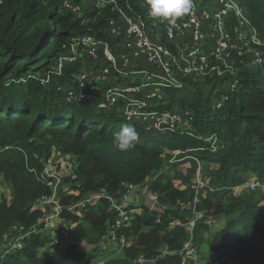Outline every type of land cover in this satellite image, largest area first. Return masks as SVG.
<instances>
[{
  "label": "trees",
  "instance_id": "16d2710c",
  "mask_svg": "<svg viewBox=\"0 0 264 264\" xmlns=\"http://www.w3.org/2000/svg\"><path fill=\"white\" fill-rule=\"evenodd\" d=\"M44 1L3 0L0 5V175L12 189V199L0 201V247L6 243L8 235L18 232H14V228L22 226L24 231H31L39 223L44 212L35 208L36 202L51 197L53 193L29 171L35 169L40 174L44 169L42 162L38 161L43 152L39 154L40 158L31 156L39 149L43 150V145H36L38 139L48 142V138H53L48 149H66L76 158L73 171L77 184L68 192L61 191L58 198L64 208L60 218L80 224L69 230V241L59 237L64 241L60 245H51L55 238L45 233L44 225H40L39 233L26 240L22 253L9 255L2 264H90L98 253H87L74 243L82 242L89 234L100 235V238L107 235L113 229L117 214L105 200L95 207L78 209L83 212L82 217L74 216L67 211L68 207L77 204L84 196L102 190L119 198L127 189L120 192L124 184H141L149 176L154 178L152 187H149L159 196L160 205L166 207V214L158 224L157 215L143 205L145 212L134 217L130 228L121 230L119 235L133 242L124 250V260H127L124 264H136L139 253L147 259L158 258L166 249L164 247L171 249L181 242L183 246L188 234L179 226L171 228L170 222L171 219L185 222L191 216L190 206L195 198L192 180L196 172L193 168L187 175L180 171L171 177L158 173L164 166L163 156L167 152L188 149L189 140L200 144L188 136L177 141L178 135L152 137L141 131L137 132L134 147L125 152L112 148L113 139L90 141L96 134L103 139L105 136L114 137L124 122L111 118V123L107 117L83 107H64L53 96L52 89L45 98L48 88L43 87L36 76L24 78L23 75L30 70L29 61L40 57L53 43L61 47L85 29L99 32L105 20L82 26L71 15L59 13V0ZM240 1L245 16L264 38V0ZM132 2L137 11H146V7L140 8L141 0ZM231 23L235 24V21L229 20L228 26ZM99 36L105 37L102 33ZM243 61L244 64H237L242 87L219 111H215L214 104L224 93L222 86L230 78L212 79L210 87L194 84L198 80L188 78L182 90L168 93L169 108L178 106L190 110L196 118L202 112L194 127L207 128L224 143L216 153L197 155L202 163L217 165L213 170L206 167L204 178L209 179L212 188L218 189L215 193H207L197 205L207 217L226 215V225L213 235L204 222L194 233L199 245H206L217 253L220 264H264V207L253 208L251 196L238 198L231 191L245 182L244 174L248 172L264 181V65L254 68L246 65L247 59ZM66 68L65 75L58 76V79L70 82L77 69L74 66ZM46 71L53 76L57 72L49 65ZM16 82L21 84L16 85ZM197 99L203 100L204 104L198 105L200 101ZM80 109L86 111V115L82 116ZM49 131L52 133L48 134ZM17 145L19 149L14 148ZM240 172L243 178L237 176ZM221 188L231 189L220 191ZM49 210L50 207H46V213ZM99 216L101 220L98 222ZM87 223L90 228H86ZM205 232L210 238L203 241ZM142 247L144 250H140ZM46 249L49 252H40ZM156 264H180V259L165 256Z\"/></svg>",
  "mask_w": 264,
  "mask_h": 264
},
{
  "label": "built area",
  "instance_id": "2783aa9c",
  "mask_svg": "<svg viewBox=\"0 0 264 264\" xmlns=\"http://www.w3.org/2000/svg\"><path fill=\"white\" fill-rule=\"evenodd\" d=\"M2 3L3 0H0V5ZM59 12L71 15L82 26L105 20L99 32L85 29L61 45L54 66L57 79L65 75L66 66H74L77 70L72 74V81L66 85H62L65 82L62 79L55 81L59 87L58 93L64 99L60 100V105L86 108L104 117L127 122L149 135L192 136L191 132L196 130L193 115L181 112L175 106L169 108L171 102L168 93L182 90L186 79L192 77L199 80L196 78L198 74L209 80L230 78L222 86L224 93L215 101L214 109L219 111L242 87L237 64H244L243 59H247V66L261 68L264 65V38L245 16L240 0H192V9L174 21H156L149 15L148 6L146 11L139 12L132 0H59ZM229 20L235 21V24L228 26ZM99 33L105 37H100ZM182 35L185 52L174 45ZM199 62L204 65L200 66ZM136 63H139L138 66L132 69ZM143 63L148 68H144ZM42 82L44 85H41L46 87L50 77ZM213 151L216 152L217 148ZM73 161L74 156L67 154L59 157L56 164L49 162L40 174L30 169L37 180L51 188L53 193L50 199L38 200L44 215L31 231H24L25 228L20 226L14 228L18 235L6 237L11 240L1 244L0 264L9 255L20 254L26 240L39 233L40 225H44L45 233L54 231L53 223L64 211L57 198L61 191L68 192L64 178L68 176V170H72ZM193 188L196 196L190 206L191 217L185 222L175 219L170 222L171 228L179 226L184 229L188 234L187 239L182 248L164 249L158 258L177 257L180 264H220L215 251L200 257L194 239L189 240L194 237L199 224L207 219L206 212L197 205L199 192L203 191L205 196L218 189L201 181L200 176ZM128 189L134 195L146 194L149 203L145 207L157 215L160 224L166 208L160 205L159 196L142 185L130 184ZM223 189L231 188H221L220 191ZM232 191L234 197L241 194L235 188ZM246 191L264 194V183L248 181ZM114 198L102 190L71 206L81 209L106 200L110 209L117 214L113 229L101 238L97 249L130 248L132 240L119 233L124 228H130L134 217L145 212L142 205L127 206L129 196L121 201ZM46 207H50L47 213ZM70 229L67 224L57 230L55 242L51 245L62 244L64 241L59 239L60 236L69 241ZM150 263H153L151 258L145 262L141 258L136 259V264Z\"/></svg>",
  "mask_w": 264,
  "mask_h": 264
},
{
  "label": "rangeland",
  "instance_id": "374dc122",
  "mask_svg": "<svg viewBox=\"0 0 264 264\" xmlns=\"http://www.w3.org/2000/svg\"><path fill=\"white\" fill-rule=\"evenodd\" d=\"M36 1H44V0H36ZM51 1L52 0H45L44 2L46 3V2H51ZM40 3H42V2H40ZM146 6H147V0H141L140 8H145ZM75 20L76 19H74V21ZM155 20L158 21L159 19L155 18ZM110 41L113 43V40L111 38H110ZM183 41H184V35L180 36L179 39H178V42L175 43L174 45L178 46L179 48L182 49L183 52H185L184 48H182ZM165 45H166V43H165ZM62 50H64L63 47H62ZM60 51H61V47H58V46H56L53 43L46 51H44L40 55V57H34L33 60L29 61L30 62V70L28 72H26L23 75V77L27 78L28 76L32 77L31 75H34V76L37 77V81H40L41 82L40 84H42V85H44L42 80H44V79L48 80V78L50 77V83L49 84L46 83V86H47L48 90L45 93V96H46L45 98H48V96L50 94V90L49 89H52L53 90V96L55 98L57 97L58 100L63 101L64 99L58 93L59 87H57L56 82H55V80L57 78V75L55 74L53 76V75H51V73L49 71H46V67H48V65H49V67L50 66L51 67L55 66V64L57 63V58L59 57ZM138 64L139 63H136L134 66H132V69L136 68L138 66ZM199 65L203 66L204 64H203V62H199ZM143 67L144 68H148V66L145 63H143ZM173 71H175V69H173ZM77 73L78 72H76L75 75ZM181 78H183L182 75H181ZM190 78H192V77H190ZM196 78L199 79V80L196 81L198 83H194V84H199V85H202L204 87H210L212 85V84L209 83L212 80H209V79L203 80V79H205V76H202L201 74L196 75ZM123 79L124 78H121V80L123 82H125ZM70 81H72V79H70ZM66 83H67V81L63 82L62 85H66ZM19 84H21V83L20 82H16V85H19ZM7 88H9V87H7ZM177 92H179V91H177ZM196 101L198 102V101H200V99H197ZM203 104H204V101L201 100L200 104H198V105H203ZM175 107L178 108L181 112H185L187 114L193 115L194 116V122L202 114V112H200V115L197 116V118H196V114L194 112H192L190 110L182 109V108H180L178 106H175ZM189 107H191V106H189ZM203 110H204V108H203ZM86 113H87L86 111L80 109V114L82 116L86 115ZM197 114H199V113H197ZM107 120L109 122H111V123L113 122V120L111 118H107ZM199 120H200V118H199ZM47 133L50 134V133H52V131H49ZM191 133H192V136L188 134V137L194 139L200 145L196 144L194 141L192 142L191 140H189L190 147H188V149H186V150H184V151H182L180 153H178L177 151H175V152H172V151L167 152V154L163 156V158H164V166L160 170V173H158V175L165 174V175H168V176L171 177V176H173L174 174H177L180 171L184 175H187L188 170H192L194 168L196 173H195V176L193 177V180H192V186H194L195 181L197 180L198 176H200L201 181L202 180L205 181L206 184H209V186H210L209 179L204 178V175H205L204 174V169L206 167H208L207 170H210V169L213 170V169L217 168V165H215L213 163L212 164L202 163L199 160V158L197 157V155H199L200 153H211V152L212 153H216V152H218L220 149H222L224 147V143L219 139V137L216 134H210V132H209V130L207 128H204L203 130H200L196 126V130L192 131ZM178 136H179V139L177 141H180L182 139V137H184V135H178ZM102 137L103 136H98L96 134V135L91 136L90 141L95 139L96 142H103V141H110V140H112L114 138V137L105 136L106 139H103ZM48 140H49L48 142H43L40 139L36 140V145H39V144L43 145V150L39 149L37 152H35V153H33L31 155L32 158H40L39 154L40 153L42 154V152H43L42 157L38 161L42 162L44 167H45V165L49 164V162H51L52 164H56L58 162L59 157L61 158L62 155L71 154V153H67L65 148H64L65 150H60V149H58L56 147H49V149H48V143L53 142L54 139L53 138H48ZM201 147H204V148H201ZM14 148H18L19 149L20 147H18V145H17V146H14ZM97 148H98V146H97ZM112 148L114 149L115 146L113 145ZM214 148H217L216 152L213 151ZM7 149H9V148H7ZM199 149H201V150H199ZM201 151H206V152H201ZM54 156L56 157V159L54 158ZM29 157H30V155H29ZM76 164H77V161H76V158H75L74 161H73V165H74L73 168H75ZM73 168H72V170H68V172H69V173H67L68 176L66 178H64V183L66 184V188L68 190H69V188L71 190V188H72L71 186H75L77 184L76 183L77 179H76V176L74 175ZM2 176L3 175H0V182H1L0 183V197H1L0 201L2 199H5V197H7L8 200H10L11 198H9V196H12L11 195L12 189H11L10 184L6 183ZM237 176L238 177H242V173L240 172ZM243 180H245L244 183L239 184L238 186L235 187V189L238 191V193H241L240 196H238V198L239 197L243 198L245 196L246 197L247 196H251V198H253L252 199L253 208H255L256 206H258L259 208L264 207V194H261V193H258V192L249 193V192L246 191V185H247L248 181L257 180L260 183H264V181H262V179H260L258 177V175H255L252 172L245 173ZM142 181H143V183H141V184H137V183L135 184L134 183V185H142L144 188L148 187L149 190H151L150 187H152V185H153L154 178L149 176V177L145 178ZM125 183H127V182H125ZM177 183L178 182H175V184H177ZM129 185H130V183L124 184L122 186V189H121L120 192L124 191L126 189V187H127V189L125 190V192L123 194L120 195L119 198H114V199L117 200V201H121L125 197H128V196L132 195V193L128 192V190H129L128 186ZM9 190H11V191L9 192ZM193 190H194V188H193ZM228 190H230V189H228ZM231 191H232V189H231ZM195 196H196V194H195ZM202 197H204V192L200 191L198 196H197V199L200 201ZM50 198L51 197H49V199ZM83 198H81V199H83ZM99 203H100V201H98L94 206H91V207H95ZM106 203L109 204L107 201H106ZM67 211L71 212L74 216H78V217H82V214H83V212H81V210H78V209H75V208H71V207H68ZM190 214L192 215V212ZM221 216H222V218L224 217L225 218L224 220L227 221L228 217L226 218V215H224V214H220V215H216V216L212 215L211 217H207V219L204 222L206 224V222L209 220V223L207 224L208 228H209V231H210V227H209L210 226V222L214 221L215 219H217V218H219ZM190 217H188L187 219H189ZM100 218L101 217L99 216V217H97L96 220L99 222L101 220ZM66 220H67L68 223L71 224V226L73 228L77 227L80 224V223H72V221H70L68 219H66ZM85 226H86V228H90V223H87V225H85ZM17 233H19V232H17ZM17 233H15V234H17ZM15 234H10V235H15ZM209 238L210 237H208L206 240H209ZM193 239H194V243L197 246V249L199 251V256L200 257H202L204 254H206V253H208L210 251V249H211L210 247H208L206 245H203V244H200V245L198 244V243H200V241L197 239L196 236L191 238V239H189V240H193ZM8 240L10 242L11 239L8 238L4 242H7ZM196 240L198 241V243H197ZM81 241H82V243H81L80 248L84 249L86 247V245L87 246L91 245L90 246L91 248H94V246H92V245L98 244V246H99L100 241H102V239L100 238V235L89 234L88 237L82 239ZM182 243L183 242L173 246V248H171V249L180 248L182 246ZM164 248L169 249L168 247H164ZM140 250H144V247L140 248ZM40 252L44 253V252H49V251H47V249H46V250H43V251H40ZM87 253H90V252H87ZM91 253H97V250L92 251ZM109 254L110 253L107 252V255H109ZM142 254L143 253H139L137 257L138 258L140 257L144 262L147 261V256H144ZM160 259H163V257H160V258L152 257L151 260H153V263H151V264H156V262L158 260H160ZM124 262H127V260H115V261L110 262L109 264H124Z\"/></svg>",
  "mask_w": 264,
  "mask_h": 264
},
{
  "label": "clouds",
  "instance_id": "9594fccd",
  "mask_svg": "<svg viewBox=\"0 0 264 264\" xmlns=\"http://www.w3.org/2000/svg\"><path fill=\"white\" fill-rule=\"evenodd\" d=\"M147 6H148V13L150 16L154 18H158V19L174 21L176 18H179L187 14L192 9V0H147ZM136 129H137L136 127H133L131 125H124L122 129L114 135L113 144L115 148L121 152H125L131 149L132 147H134V142L138 139V133ZM69 155L74 156L73 154H69ZM74 159H75V156H74ZM166 210H165V214H166ZM59 219L63 220L65 222V225L68 224L69 227L73 229L71 224L68 223L66 219L64 218H59ZM172 220L173 219H171V221ZM53 232H56V234H58L57 230H54ZM81 243L82 242H76L74 244H76V246L80 248Z\"/></svg>",
  "mask_w": 264,
  "mask_h": 264
},
{
  "label": "crops",
  "instance_id": "0c3cea01",
  "mask_svg": "<svg viewBox=\"0 0 264 264\" xmlns=\"http://www.w3.org/2000/svg\"><path fill=\"white\" fill-rule=\"evenodd\" d=\"M1 183V182H0ZM180 183V182H178ZM7 186V185H6ZM181 187H183V185L181 184ZM11 190H9L10 192ZM11 195H12V191H11ZM6 199H8L7 197H5ZM9 198L12 199V196H9ZM1 199V197H0ZM59 198H57L58 200ZM130 202L127 204V206H139V205H144L146 206L149 202L147 201L146 199V194H141V195H130L129 196V199H128ZM37 205H35V208L36 209H41L42 208V205L39 204V202H36ZM225 218L222 216L215 219L214 221H211L210 222V231L209 233L210 234H216V233H219L224 227H225V224H226V220H224ZM207 224L209 223V220L206 222ZM63 225H65V222L63 220H60V219H56L53 223V226H52V229H55V230H58L60 227H62ZM48 235H52L53 238L56 237V233L52 231L48 232L47 233ZM209 237L208 234H206L205 232V235H204V240H206L207 238ZM79 244V243H78ZM79 246V245H78ZM91 246V245H90ZM90 246H87L84 248L85 251L87 252H92V251H95L97 250V253H98V257L93 259L90 264H109L110 262L112 261H115V260H124L125 259V255H124V251L122 250H107V249H103L102 247L100 249H97L96 247L98 246V244L95 246V245H92L94 246V248H91ZM107 252H109L110 254L107 255Z\"/></svg>",
  "mask_w": 264,
  "mask_h": 264
},
{
  "label": "flooded vegetation",
  "instance_id": "af4514ba",
  "mask_svg": "<svg viewBox=\"0 0 264 264\" xmlns=\"http://www.w3.org/2000/svg\"><path fill=\"white\" fill-rule=\"evenodd\" d=\"M141 131V130H140ZM137 132H139L138 130H137ZM141 132H143V131H141ZM145 135H149V134H146L145 132H143ZM149 136H152V137H158V136H162L163 138H165V137H168V136H163V135H149Z\"/></svg>",
  "mask_w": 264,
  "mask_h": 264
},
{
  "label": "water",
  "instance_id": "95a60500",
  "mask_svg": "<svg viewBox=\"0 0 264 264\" xmlns=\"http://www.w3.org/2000/svg\"><path fill=\"white\" fill-rule=\"evenodd\" d=\"M124 125H129L127 122H124Z\"/></svg>",
  "mask_w": 264,
  "mask_h": 264
}]
</instances>
